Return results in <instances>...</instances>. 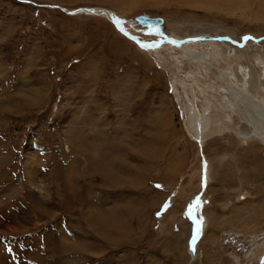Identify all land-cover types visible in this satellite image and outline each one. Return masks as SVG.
<instances>
[{"label":"rangeland","instance_id":"obj_1","mask_svg":"<svg viewBox=\"0 0 264 264\" xmlns=\"http://www.w3.org/2000/svg\"><path fill=\"white\" fill-rule=\"evenodd\" d=\"M255 56L264 0H0V264H264Z\"/></svg>","mask_w":264,"mask_h":264},{"label":"bare ground","instance_id":"obj_2","mask_svg":"<svg viewBox=\"0 0 264 264\" xmlns=\"http://www.w3.org/2000/svg\"><path fill=\"white\" fill-rule=\"evenodd\" d=\"M90 8V7H89ZM91 8H95V7H91ZM69 10V9H67ZM95 12L92 13V14H97V15H107L108 17H110V19L119 27V29L122 30V27H123V33L125 35H127L129 38L133 39V40H136V41H139L138 39H136L134 36H132L127 30L126 28H124V26L122 25L121 23V19L118 15H116L114 12H112L111 10L109 9H102V8H95ZM82 12H86V11H81V12H77V13H82ZM77 13H71V14H77ZM88 13H91V12H88ZM114 16L113 18L111 16ZM122 26V27H121ZM127 34H126V33ZM146 44V43H144ZM148 47H153V46H148ZM236 49H239L240 48V45L239 46H236L234 47ZM228 53H231L232 51L230 49H227L226 50ZM231 51V52H230ZM190 54V53H188ZM187 54V55H188ZM230 55V57H232L231 55L232 54H228ZM192 57L194 58H198V59H205L206 57H210V54H207V53H201V54H197V53H193L192 52ZM164 59V63L166 65H169V61L166 59V58H163ZM254 63L255 64H258L260 67H263L264 65V59L260 58L259 56H255L254 58ZM230 69V68H229ZM261 69V68H260ZM228 70V69H227ZM261 74V73H260ZM224 76L226 78H230L232 81L235 82V84L237 85V88H239L240 90L244 91L245 92V85H244V82L242 81H239L238 78L236 77V74L235 72H231V71H228V72H225ZM261 77V76H260ZM230 104V102H228V105ZM234 104V103H233ZM231 105V104H230ZM238 105V104H237ZM234 106V105H233ZM231 107V106H230ZM240 108V107H239ZM263 110V109H262ZM209 108L206 109L203 111V113H200L195 106L189 104V106L187 107V112H188V120H187V125H189V128L190 129V135L193 139L197 140L198 142H205V141H208L212 136H214L218 130H220V127H219V124L216 123V117H210V112H209ZM260 111V110H259ZM243 112V116L242 117H246L248 115H250L252 112L247 110L246 111H242ZM258 115V114H257ZM259 116V115H258ZM155 118V117H154ZM158 119V118H157ZM156 119V120H157ZM259 120H263L262 122H259V121H256L255 125L256 128L255 130H253V132H244L243 131V134L239 135L241 138V141H250L251 139L252 140H259V141H262L264 143V112H262V116L259 118ZM220 121V120H219ZM217 121V122H219ZM220 123V122H219ZM248 130V128H247ZM137 131V130H136ZM251 131V130H250ZM238 133V132H237ZM199 200H197L195 202V205H193V207L191 206V210H195L196 207H198L199 205H197L196 203L198 202ZM201 203V202H200ZM199 203V204H200ZM255 211V210H254ZM256 217V216H255ZM7 224V223H6ZM200 220H199V224H198V227H197V231L194 232V235H193V238L191 240V243H190V247L189 248V253L190 255L193 256V254H195V251H194V246L196 245V242H198L199 240V233L201 234V229H200ZM1 225V223H0ZM6 226V225H3V227ZM3 227H1L3 229ZM8 227V226H7ZM11 228V227H10ZM9 228V229H10ZM8 229V228H7ZM8 229V230H9ZM18 229V228H17ZM6 230V231H8ZM12 230V229H11ZM5 231V230H4ZM9 232V231H8ZM61 242L62 244H64L65 246H69L70 242L68 241V238L66 237V235L64 236V238L61 239ZM60 247V246H59ZM196 247V246H195ZM197 251V250H196ZM35 252V250H34ZM33 252V253H34ZM199 254V253H198ZM5 256V255H4ZM2 257V256H1ZM194 257V256H193ZM31 259V258H30ZM4 260V259H2ZM28 262V260H27ZM30 263V262H29Z\"/></svg>","mask_w":264,"mask_h":264},{"label":"water","instance_id":"obj_3","mask_svg":"<svg viewBox=\"0 0 264 264\" xmlns=\"http://www.w3.org/2000/svg\"><path fill=\"white\" fill-rule=\"evenodd\" d=\"M53 6H56V5H53ZM65 10L68 13H77V12H81V11L94 13L96 11L95 8H91V7L90 8L77 7V8H73L70 10H67V9H65ZM111 17L113 18L114 16L112 15ZM135 21H137L142 27L149 28V27L159 26V25L163 24L165 22V19L163 17H153V16L145 13V14H141V15L136 16ZM122 31H124L123 27H122ZM196 220H197V226H198L199 220L198 219H196Z\"/></svg>","mask_w":264,"mask_h":264},{"label":"snow or ice","instance_id":"obj_4","mask_svg":"<svg viewBox=\"0 0 264 264\" xmlns=\"http://www.w3.org/2000/svg\"><path fill=\"white\" fill-rule=\"evenodd\" d=\"M143 47H148V45H142Z\"/></svg>","mask_w":264,"mask_h":264}]
</instances>
